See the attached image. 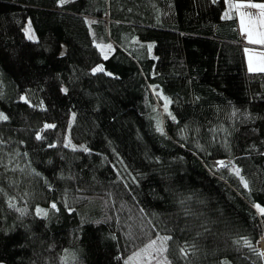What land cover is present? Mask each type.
<instances>
[{"label": "trees", "instance_id": "16d2710c", "mask_svg": "<svg viewBox=\"0 0 264 264\" xmlns=\"http://www.w3.org/2000/svg\"><path fill=\"white\" fill-rule=\"evenodd\" d=\"M227 1L0 0V264H264V72Z\"/></svg>", "mask_w": 264, "mask_h": 264}, {"label": "rangeland", "instance_id": "374dc122", "mask_svg": "<svg viewBox=\"0 0 264 264\" xmlns=\"http://www.w3.org/2000/svg\"><path fill=\"white\" fill-rule=\"evenodd\" d=\"M227 2H228V8H227L228 10H227L226 14H227V16H229V14L232 11H234V14H235V17L237 20V27H238L239 33L241 35V38L243 40V52H244V59H245L247 71L251 72V73L264 72V71L260 70L261 68H264V43H249L247 35L244 31L245 28H248L253 33V39L254 40L259 39V37L257 36V32L264 30V29H261L259 27V24H258V18H259V11L260 10L255 9V8H239L238 9L235 7V5H237V4H246V3H249L251 1L235 0V1H227ZM251 3H255V2H251ZM259 3H264V1L259 2ZM241 12L251 13L257 19L255 21H253V23L251 25H249V17L246 16L244 26L242 27V25L240 23V13ZM26 35H27L28 39H30L29 37L31 36L32 37L31 40H36V37L32 33V31L30 30V28L27 29ZM110 45L111 46L100 48V50L103 52L104 55H106L107 52L109 51V49H111L112 44H110ZM253 45L259 47L260 48L259 51L250 47ZM150 46L152 47V44H150ZM250 65H251V68L253 69L252 71L249 70ZM22 100L28 101V99L25 96L22 97ZM156 242L157 243H156L155 247L153 249L148 250L150 256L146 255L142 251L143 249H145V247L147 246L146 245L143 248L139 249L137 252H135L132 256H130L127 263L128 264H165V260L162 256L163 252L157 251V249H161L164 247L162 246L161 240H158ZM263 247H264V243H263ZM137 253H140V256L138 258L133 259Z\"/></svg>", "mask_w": 264, "mask_h": 264}, {"label": "snow or ice", "instance_id": "6c2138e0", "mask_svg": "<svg viewBox=\"0 0 264 264\" xmlns=\"http://www.w3.org/2000/svg\"><path fill=\"white\" fill-rule=\"evenodd\" d=\"M236 8H255V9H259V18H258V24H259V27L261 29H264V3H246V4H237L235 5ZM249 17V25H251L253 23V21H255L257 18L251 14V13H246V12H241L240 13V23L242 25V27L244 26V23H245V17ZM226 17H227V14H226ZM246 35H247V38H248V42L249 43H264V30L262 31H258L257 32V36L259 37V39L257 40H254L253 39V33L252 31H250L248 28H245L244 29ZM30 39L32 38L31 36L29 37ZM102 69L98 68L96 69V71H101ZM250 71H252L253 69L251 68V65H250V68H249ZM261 71H264V68H261L260 69ZM0 119H7V117H4L2 114H0ZM46 127H52V126H46ZM37 139H40V137L38 136ZM220 165L221 167H224L225 165L223 164V162H220ZM236 175H239V170L237 169L236 170ZM245 187H247V184H245ZM53 208H55V205H53ZM39 211V210H38ZM261 213L264 214V209H260ZM168 239H171V237H164L162 238V240L164 242H166ZM156 240H153L151 241L146 247L145 249H143L142 251L146 254V255H149V249H153L156 245ZM247 243V242H245ZM157 251H160V252H164V251H167L166 247L164 248H161V249H157ZM140 256V253H137L136 256L133 258H138Z\"/></svg>", "mask_w": 264, "mask_h": 264}, {"label": "water", "instance_id": "95a60500", "mask_svg": "<svg viewBox=\"0 0 264 264\" xmlns=\"http://www.w3.org/2000/svg\"><path fill=\"white\" fill-rule=\"evenodd\" d=\"M219 162H223V164L225 165L224 168H231L232 167V164L229 161H219ZM262 243H264V241L260 242V244H259V250L261 251V253H262V248H261Z\"/></svg>", "mask_w": 264, "mask_h": 264}, {"label": "bare ground", "instance_id": "6f19581e", "mask_svg": "<svg viewBox=\"0 0 264 264\" xmlns=\"http://www.w3.org/2000/svg\"><path fill=\"white\" fill-rule=\"evenodd\" d=\"M219 162V161H218ZM215 163H217V162H215ZM214 163V164H215ZM214 166V165H213ZM261 248H262V253H263V255H264V247H263V243L261 244Z\"/></svg>", "mask_w": 264, "mask_h": 264}, {"label": "crops", "instance_id": "0c3cea01", "mask_svg": "<svg viewBox=\"0 0 264 264\" xmlns=\"http://www.w3.org/2000/svg\"><path fill=\"white\" fill-rule=\"evenodd\" d=\"M250 47L254 48V49L257 50V51H259V49H260L259 47L254 46V45H253V46H250Z\"/></svg>", "mask_w": 264, "mask_h": 264}]
</instances>
